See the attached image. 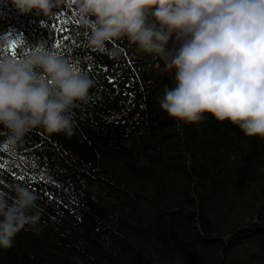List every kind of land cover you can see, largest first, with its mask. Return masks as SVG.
Segmentation results:
<instances>
[{"label":"trees","instance_id":"trees-1","mask_svg":"<svg viewBox=\"0 0 264 264\" xmlns=\"http://www.w3.org/2000/svg\"><path fill=\"white\" fill-rule=\"evenodd\" d=\"M74 12L75 0L49 18L0 0V43L22 41L16 58L44 44L93 81L71 137L36 128L14 153L0 144V194L35 193L42 229L20 231L0 264H264V139L207 114L168 117L174 73L126 38L94 51Z\"/></svg>","mask_w":264,"mask_h":264},{"label":"clouds","instance_id":"clouds-1","mask_svg":"<svg viewBox=\"0 0 264 264\" xmlns=\"http://www.w3.org/2000/svg\"><path fill=\"white\" fill-rule=\"evenodd\" d=\"M12 4L22 15L35 10L49 18L65 0ZM74 15L94 51L126 38L139 54L163 61V71L174 73V87L159 99L168 117L195 124L207 114L264 139V0H75ZM92 87L86 73L44 44L18 58L0 55V144L14 153L36 128L71 137V110ZM14 193L11 203L0 194V249L11 248L22 230H42L36 194L20 185Z\"/></svg>","mask_w":264,"mask_h":264},{"label":"snow or ice","instance_id":"snow-or-ice-1","mask_svg":"<svg viewBox=\"0 0 264 264\" xmlns=\"http://www.w3.org/2000/svg\"><path fill=\"white\" fill-rule=\"evenodd\" d=\"M61 23H64L66 24L67 21H62ZM54 27V26H52ZM55 32H58V33H61V39L63 40H68L69 39V36L68 35H64L63 33L67 31V29H61V28H54ZM23 44L22 41L20 42H17V41H12L11 44H10V47L8 48V51L10 52L11 56L13 58H16V49L21 45ZM59 42L56 43V47H59ZM33 167H35V165H33ZM18 178H22V177H18ZM41 179H43V175L41 174Z\"/></svg>","mask_w":264,"mask_h":264}]
</instances>
